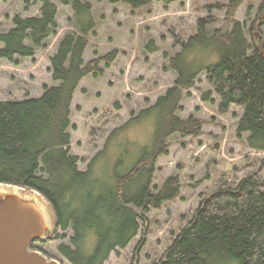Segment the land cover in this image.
Segmentation results:
<instances>
[{"label": "trees", "instance_id": "trees-1", "mask_svg": "<svg viewBox=\"0 0 264 264\" xmlns=\"http://www.w3.org/2000/svg\"><path fill=\"white\" fill-rule=\"evenodd\" d=\"M57 1L71 7L74 27L49 60L51 78L58 85L44 87L38 99L0 102V184L34 190L50 205L54 232L38 243L71 231L69 244L57 248L61 257L70 264H105L111 253L125 249L138 234L144 213L178 197V178H167L160 188L153 186V180L158 159L168 153L170 137L202 134L200 120L177 116L184 93L193 88L201 72H206L220 101L219 113L239 109L238 136L246 135L249 149L264 152V55L259 46L249 43L244 26L234 19L241 0L229 1L220 28H213L217 19L206 7L207 16L198 19L195 35L178 41L180 50L169 60L173 85L153 106L111 131L81 172L78 158L69 152L73 95L87 76L102 77L101 65L109 67L118 53L84 63L88 40L96 30L92 6L83 0ZM107 1L137 10L177 0ZM36 2L37 16L16 15L12 28L0 33V60L16 65L17 59L34 57L58 28L57 7L50 0ZM202 98L208 101L210 93ZM138 127L144 130L143 143L128 136L130 129ZM34 244L30 249L40 251ZM230 262L264 264V193L254 174L234 188L221 185L203 201L159 264Z\"/></svg>", "mask_w": 264, "mask_h": 264}, {"label": "rangeland", "instance_id": "rangeland-1", "mask_svg": "<svg viewBox=\"0 0 264 264\" xmlns=\"http://www.w3.org/2000/svg\"><path fill=\"white\" fill-rule=\"evenodd\" d=\"M50 1L58 9V28L45 47L36 50L34 57L17 59L16 65L0 60V102L38 99L44 87L58 85L51 78L49 60L63 36L74 31L70 23L73 12L70 6ZM83 1L91 4L96 25L95 35L88 40L84 63L112 51L118 56L109 67L101 65L102 77L84 78L73 95L69 152L78 158L77 168L81 172L86 171L89 161L103 148L111 131L153 106L173 85L175 75L169 68V60L180 50L178 41L186 42L195 35L198 19L207 16L206 7L209 6L217 19L213 28H220L230 0H177L168 6L154 3L137 10L111 5L107 0ZM261 3L262 0H241L234 19L244 26L249 43L259 46L264 55ZM38 9L36 0H0V33L12 28L16 15L34 17ZM207 93L210 99L203 101ZM219 102L206 80V72H201L193 88L184 93L182 111L177 116L183 120L190 117L200 120L202 134L196 138L170 137L168 153L158 159L153 180V186L160 188L167 178H178L179 195L159 209L144 213L138 234L125 249L111 253L105 264L161 263L194 212L221 185L234 188L244 177L254 174L264 193V152L249 149L246 135L238 136L240 110L230 107L227 113L221 114ZM128 136L139 143L145 141L140 127L130 129ZM48 215L50 229V211ZM71 237V231L58 232L57 239L36 242L34 247L51 260L70 264L58 254L57 248L69 244Z\"/></svg>", "mask_w": 264, "mask_h": 264}, {"label": "water", "instance_id": "water-1", "mask_svg": "<svg viewBox=\"0 0 264 264\" xmlns=\"http://www.w3.org/2000/svg\"><path fill=\"white\" fill-rule=\"evenodd\" d=\"M53 232V212L39 193L0 184V264H60L30 249L35 242L50 238Z\"/></svg>", "mask_w": 264, "mask_h": 264}]
</instances>
